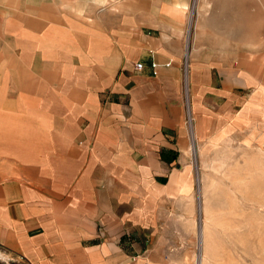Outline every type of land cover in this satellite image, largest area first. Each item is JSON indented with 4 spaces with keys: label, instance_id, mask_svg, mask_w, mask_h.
I'll return each instance as SVG.
<instances>
[{
    "label": "crops",
    "instance_id": "0c3cea01",
    "mask_svg": "<svg viewBox=\"0 0 264 264\" xmlns=\"http://www.w3.org/2000/svg\"><path fill=\"white\" fill-rule=\"evenodd\" d=\"M191 1L0 0V264H164L163 201L192 190L187 24L197 135L232 106L264 129V71L226 57L239 35L264 54V0Z\"/></svg>",
    "mask_w": 264,
    "mask_h": 264
},
{
    "label": "rangeland",
    "instance_id": "374dc122",
    "mask_svg": "<svg viewBox=\"0 0 264 264\" xmlns=\"http://www.w3.org/2000/svg\"><path fill=\"white\" fill-rule=\"evenodd\" d=\"M193 31L191 22L181 35L182 96L193 166L192 190H182L176 200L163 201L154 237L159 244L157 250L164 264H195L198 254L202 264H264V129L260 131L234 120L236 107L232 106L231 117L225 125L217 126L215 136L197 135L187 54L196 37ZM239 36L240 45L236 40L232 43L236 42L241 49L235 46L227 49V65L231 66L232 74L238 69V51L244 53L242 64L247 68L264 71V54L259 55L260 50L251 47L249 35ZM233 91L248 89L233 84Z\"/></svg>",
    "mask_w": 264,
    "mask_h": 264
},
{
    "label": "built area",
    "instance_id": "2783aa9c",
    "mask_svg": "<svg viewBox=\"0 0 264 264\" xmlns=\"http://www.w3.org/2000/svg\"><path fill=\"white\" fill-rule=\"evenodd\" d=\"M196 3H197V0H192L191 1V4H190V10L193 12L194 11V9H195V7H196ZM167 64H169V62H167ZM152 65H156V63L155 62H152ZM141 63L140 62H138V63H136V67L137 68H141Z\"/></svg>",
    "mask_w": 264,
    "mask_h": 264
},
{
    "label": "bare ground",
    "instance_id": "6f19581e",
    "mask_svg": "<svg viewBox=\"0 0 264 264\" xmlns=\"http://www.w3.org/2000/svg\"><path fill=\"white\" fill-rule=\"evenodd\" d=\"M195 136V135H194ZM201 250V249H200ZM195 264H202V260L199 256V254L196 256V261H195Z\"/></svg>",
    "mask_w": 264,
    "mask_h": 264
},
{
    "label": "trees",
    "instance_id": "16d2710c",
    "mask_svg": "<svg viewBox=\"0 0 264 264\" xmlns=\"http://www.w3.org/2000/svg\"><path fill=\"white\" fill-rule=\"evenodd\" d=\"M161 155H162L163 158H168V157L165 155L164 152H161ZM174 157H176V154H175V153L172 155L171 158H174ZM168 159H169V158H168Z\"/></svg>",
    "mask_w": 264,
    "mask_h": 264
}]
</instances>
